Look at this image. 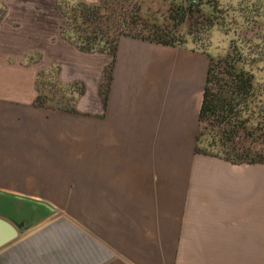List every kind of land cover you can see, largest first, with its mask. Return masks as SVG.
<instances>
[{
	"label": "crops",
	"instance_id": "0c3cea01",
	"mask_svg": "<svg viewBox=\"0 0 264 264\" xmlns=\"http://www.w3.org/2000/svg\"><path fill=\"white\" fill-rule=\"evenodd\" d=\"M42 41L37 67L21 62L33 49L0 51V216L28 227L0 248V264H203V251L235 241L238 218L251 227L264 217L254 165L194 152L204 53L121 36L104 104L112 57ZM50 62L66 83L84 82L79 113L34 104L38 68ZM46 177L61 194L78 186L63 199L83 201L82 213L51 204L49 215L22 199L61 200L45 196Z\"/></svg>",
	"mask_w": 264,
	"mask_h": 264
},
{
	"label": "trees",
	"instance_id": "16d2710c",
	"mask_svg": "<svg viewBox=\"0 0 264 264\" xmlns=\"http://www.w3.org/2000/svg\"><path fill=\"white\" fill-rule=\"evenodd\" d=\"M56 2L69 27H60L62 38L80 52L106 53L112 57L104 67L98 89L104 104L121 36L186 48L185 36L191 30L200 33L208 32L213 25L225 26L222 21L224 17L215 22L206 17L200 7L205 0L195 3L186 0L185 3L171 4L159 19L142 14L136 0H99L98 4L78 0L71 5L64 0ZM210 7L212 11L218 12L213 4ZM6 9L0 3V22ZM183 27L186 28L185 31H182ZM240 43L246 42L237 36L230 40L223 56L208 55L194 152L217 157L233 165L264 164V104L249 67L255 60H264V52L256 51V57H250L251 52L246 53ZM54 71L48 69L39 71L36 75L37 96L34 104L38 107L49 108L42 104L39 93L43 75L47 72L54 73L56 82L63 84L59 80L58 69ZM71 85L66 84L67 88ZM78 98L79 96L76 100ZM63 110L76 112L74 105ZM204 141L207 142L206 146L200 147V143Z\"/></svg>",
	"mask_w": 264,
	"mask_h": 264
},
{
	"label": "rangeland",
	"instance_id": "374dc122",
	"mask_svg": "<svg viewBox=\"0 0 264 264\" xmlns=\"http://www.w3.org/2000/svg\"><path fill=\"white\" fill-rule=\"evenodd\" d=\"M64 1H67V3L71 5L78 0ZM136 1L140 5L142 14L159 19L160 15L165 14L167 8L171 4L180 2L185 3L186 0ZM205 1L206 2L201 4L200 7L206 17L213 22L218 21V19L221 21L220 17H224L222 21L225 23V26L213 25L208 32L200 33L191 30V32L185 36L187 42L185 44L186 48L198 50L204 53L206 58H208V55L219 57L225 54L230 40L239 36V38L246 42L244 43L245 45L240 43V46L246 53H249V51L251 52V54H249L250 57H256V51L261 50L264 52V0ZM0 3L4 4L7 8L6 14L0 22V51L33 49L29 50V52L22 57L21 62L27 65H34L35 67L38 66L36 64L37 62L39 66L41 63L44 64L46 59L41 58V52L37 50V47L46 44L45 42L43 43L42 39L49 40L50 38L51 41H54L56 36L62 38L60 35V27L69 28L56 0H0ZM210 4H213L215 10L218 9V12L212 11ZM185 30L186 28L183 27L182 31ZM62 39L65 40L64 38ZM249 67L254 75V82L261 92L260 99L264 104V60H255L251 62ZM38 69V72L48 69L52 71L56 69L57 71L58 69L59 74L60 67L58 64L50 62L45 67ZM58 76L60 82L63 84H58L56 82V75H54V73L47 72L41 78L39 93L42 104L49 107L45 108L48 109V113H50L49 109L51 108L64 111L63 109L69 106L72 107V105H74L76 109L74 113H79L78 102L80 97L85 93L84 82L75 80L66 83V81L60 78V74ZM66 84L72 85L70 88H67ZM78 96L79 98L76 100ZM206 143L205 141L200 143V147H205ZM202 156L206 158H216L206 155ZM260 166L263 167L264 164ZM260 166H252L254 167V183L258 182V184L261 179H264V172H262L264 168L260 171ZM261 173H263V175ZM48 179L47 177L45 178V185L43 187L45 196L52 197V195H55V198L61 199L59 201L50 202V205H54L61 213L64 212L68 214L69 211L74 213L75 210L77 213H82L80 209L84 207L83 201L70 202L64 200L68 197V193L64 190L67 191L69 187L73 190L76 187L78 190V186L72 187L68 184V187L65 186L62 189L61 194L60 189H58L60 188L59 185L54 186L52 184L53 181L50 183ZM67 182L69 183V180L66 181V183ZM72 182V185L75 184V180ZM257 194L259 195V192ZM253 209L254 212H256L260 210L261 207L255 206ZM252 219L253 221L247 218V221H252V226L250 227L240 224L243 219L238 218L235 241L229 242V240H225L219 244L222 247L221 249H208L203 251L205 257V259H203V264H264V217H254ZM255 222L256 224L258 222V226L254 224ZM261 230L263 233L259 232Z\"/></svg>",
	"mask_w": 264,
	"mask_h": 264
},
{
	"label": "water",
	"instance_id": "95a60500",
	"mask_svg": "<svg viewBox=\"0 0 264 264\" xmlns=\"http://www.w3.org/2000/svg\"><path fill=\"white\" fill-rule=\"evenodd\" d=\"M22 199L28 200L30 203H35L37 205L42 206L45 211L48 212L49 215L53 214L56 211V209L49 203L27 198ZM27 228V226L23 227L22 224L12 222L11 220L0 216V248L8 244L9 242L15 240L18 237L19 233L24 232Z\"/></svg>",
	"mask_w": 264,
	"mask_h": 264
},
{
	"label": "built area",
	"instance_id": "2783aa9c",
	"mask_svg": "<svg viewBox=\"0 0 264 264\" xmlns=\"http://www.w3.org/2000/svg\"><path fill=\"white\" fill-rule=\"evenodd\" d=\"M189 1L195 3V2H198L199 0H189Z\"/></svg>",
	"mask_w": 264,
	"mask_h": 264
}]
</instances>
